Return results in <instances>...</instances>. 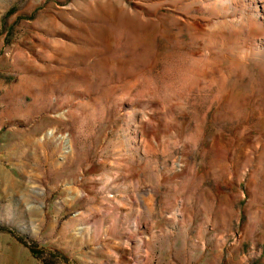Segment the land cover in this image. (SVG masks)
I'll list each match as a JSON object with an SVG mask.
<instances>
[{
	"label": "rangeland",
	"instance_id": "374dc122",
	"mask_svg": "<svg viewBox=\"0 0 264 264\" xmlns=\"http://www.w3.org/2000/svg\"><path fill=\"white\" fill-rule=\"evenodd\" d=\"M218 2L0 0V264H264V9Z\"/></svg>",
	"mask_w": 264,
	"mask_h": 264
},
{
	"label": "bare ground",
	"instance_id": "6f19581e",
	"mask_svg": "<svg viewBox=\"0 0 264 264\" xmlns=\"http://www.w3.org/2000/svg\"><path fill=\"white\" fill-rule=\"evenodd\" d=\"M242 1H247L249 3V14L251 15L250 18L253 17H260L263 18V15H260V9H264V0H221V2H218V5L221 7H227L228 9L231 7H234L238 3H241ZM219 7V6H218ZM219 7V8H221ZM236 7V6H235ZM232 11V10H231ZM241 13V12H240ZM249 18V20H250ZM241 19V17H240ZM254 19V18H253ZM245 20V18H244ZM243 20V21H244ZM248 20V18H247ZM239 21V20H238ZM242 23V22H241ZM237 24V23H236ZM234 22V25L237 26ZM233 25V26H234ZM240 25V24H239ZM247 25V24H246ZM241 27V26H240ZM239 27V28H240ZM246 27V26H245ZM242 28V27H241Z\"/></svg>",
	"mask_w": 264,
	"mask_h": 264
},
{
	"label": "trees",
	"instance_id": "16d2710c",
	"mask_svg": "<svg viewBox=\"0 0 264 264\" xmlns=\"http://www.w3.org/2000/svg\"><path fill=\"white\" fill-rule=\"evenodd\" d=\"M32 252L35 254H39L40 251L34 249V250H32Z\"/></svg>",
	"mask_w": 264,
	"mask_h": 264
}]
</instances>
